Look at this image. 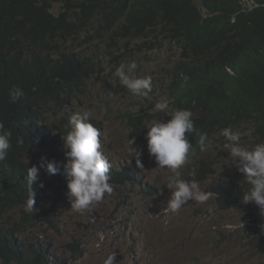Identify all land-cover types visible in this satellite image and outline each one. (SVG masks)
<instances>
[{"label":"clouds","instance_id":"9594fccd","mask_svg":"<svg viewBox=\"0 0 264 264\" xmlns=\"http://www.w3.org/2000/svg\"><path fill=\"white\" fill-rule=\"evenodd\" d=\"M196 2L204 23L209 15L208 7L202 4V0ZM240 3L250 21L255 19L254 10L262 5L257 0H240ZM61 4L63 1L55 4V12L60 10ZM165 36V40L152 37L150 43L145 42L148 47L135 48L128 63L115 67L113 74L124 89H116L115 78L111 74L112 79L105 75L93 83L92 90L99 83L104 87L103 93L115 91L99 107H108L114 96L118 99L128 96L127 103L121 101L119 116L106 114L97 118L86 103L92 90L84 96L89 111L70 115V131L67 134L63 132L56 140L64 141L58 148L64 147L65 155L54 151L52 154L55 156H49V160L45 157L38 165L28 167L25 185L28 199L24 211H36V189L33 185L38 178L61 173L67 178L60 191L65 202L57 210L65 205L74 213H88L90 218H94L93 215H97L94 206L104 200L105 194H111L115 187L110 183V169L112 166H126L141 179L142 185L153 188L154 193L143 191L142 185L137 183L123 185L119 189L115 187L117 207L126 210L133 196L139 194L141 200H146L141 206L146 218L162 227L159 231L143 232L136 242L139 249L153 248L154 254L162 253L166 257V264H181L178 261L180 255L175 258L171 251L166 252L171 242H179L181 250L184 245L191 251L194 256L192 264H250L248 260L251 257L264 259V243L262 249L255 247L264 238V139L255 138L250 129L243 127L244 121L253 116L264 118V93L256 86L245 84L246 96L241 100L236 94L239 68L234 66L228 68L206 92L192 91L183 83L184 74L178 76L177 69L180 65L196 61L186 51V48H196L182 36L170 35L169 27ZM48 42L54 49L43 53H49L55 59L86 47L83 44L64 49L59 36L49 38ZM165 51L169 54L164 63L162 55ZM109 80L114 82L110 89L107 87ZM24 95L19 86L9 91L13 103ZM92 115L100 120V126L91 122ZM12 135L11 130L0 122V162L8 157ZM108 137L125 147L126 163H113L103 153L101 142ZM22 144L23 139L18 138L17 145ZM143 154L148 157V166L156 172V178H145L139 173V167L143 169ZM64 157H67L66 163L61 161ZM232 184L237 188L236 194L230 187ZM43 186L41 182L39 187ZM209 202L208 211L203 213L205 217L194 223L196 227L188 229L182 245L178 239L182 229H177L179 222L174 223L170 220L171 216L181 214L188 204L199 206ZM232 209L239 211L233 218L228 215ZM195 213L202 212L197 210ZM116 219H119V227L127 217L116 216L114 221ZM165 219L167 222H163ZM14 225L20 242L24 235L19 215ZM35 226L27 229L29 239L42 243L38 237L30 236V230ZM249 226H257L259 231L253 232ZM49 227L54 226L49 224ZM159 241L160 245H156ZM236 241L238 251L214 253L209 248L211 242L224 248ZM42 245L50 246L47 243ZM70 247L73 252L74 247L80 249V252H74V257L78 259L83 248L79 244H71ZM46 253L47 264L54 260V256L59 263L70 264V257L60 259L49 250ZM116 255L114 251L107 255L103 264H117L120 256L116 258ZM244 255L247 257L240 258Z\"/></svg>","mask_w":264,"mask_h":264},{"label":"trees","instance_id":"16d2710c","mask_svg":"<svg viewBox=\"0 0 264 264\" xmlns=\"http://www.w3.org/2000/svg\"><path fill=\"white\" fill-rule=\"evenodd\" d=\"M59 1L63 4L55 12ZM257 1L262 5L254 10L255 19L250 21L240 0H202L209 11L202 23L196 0H0V122L13 134L8 157L0 162L1 264H47L48 247L31 242L27 229L36 225L40 215L54 213L64 204L60 191L67 178L61 173L38 178L33 185L36 211L27 213V169L42 158L49 160L50 154L64 144L56 140L70 131V115L89 111L84 96L93 83L105 75L112 79L115 67L128 63L135 48L148 47L152 37L165 40L169 27L170 35L182 36L196 48H186L196 61L177 69L192 91L206 92L234 66L239 68L236 94L241 100L246 96L245 84L264 93V0ZM57 36L64 49L86 47L55 59L43 51L54 49L48 40ZM114 78L116 89H124ZM113 83L107 81V87ZM14 86L25 93L15 103L9 96ZM262 117L253 116L243 123L257 139H264ZM91 122L100 126L93 115ZM18 138L23 139L22 145H17ZM109 175L117 189L130 183L142 185L126 166H112ZM230 187L236 194V186ZM142 189L154 193L147 185ZM18 215L24 235L20 242L14 225ZM49 224L55 226L54 221ZM249 229L259 231L257 226ZM262 243L264 238L255 247L262 249ZM73 250L80 252L76 247ZM48 264L61 263L54 256Z\"/></svg>","mask_w":264,"mask_h":264},{"label":"rangeland","instance_id":"374dc122","mask_svg":"<svg viewBox=\"0 0 264 264\" xmlns=\"http://www.w3.org/2000/svg\"><path fill=\"white\" fill-rule=\"evenodd\" d=\"M169 52L163 53L164 63L167 60ZM102 84L97 83L91 91L86 103L94 111L97 118L106 114L110 116H119L122 109L121 101L127 103L128 96L118 99L114 96L108 107H99L101 102L111 97L115 91H110V94L103 93ZM102 143L103 153L113 163H126L128 156L123 154L124 146L113 139L112 137L104 138ZM55 152L60 155H65L64 147L58 148ZM144 155V154H143ZM50 156H55L52 153ZM148 157L144 155L142 160L143 169L139 167V173L145 178H156V172L148 166ZM66 163L67 157L61 160ZM159 183L158 180H156ZM113 187V186H112ZM116 188L113 187L111 194H105L102 202L94 206L97 212L96 217L90 218L88 213L83 215L74 213L69 206L62 205L55 213L42 214L37 221L34 229L30 230V236L38 237L42 243H47L48 250L54 253L60 259L70 257V264H103V260L113 251L117 253L116 258L120 256L117 264H166V257L162 253L154 254V249H139L136 245L138 238L143 232H155L162 229L158 223L148 220L141 210V206L146 200H141V196L134 195L133 201L126 210L117 207V198L115 197ZM209 203L201 205L188 204L181 210V214L171 216L170 220L178 223L177 229H182L178 235V239L183 245V239L190 228L196 227L194 223L202 221L205 217L204 212L208 211ZM200 211L202 213H195ZM185 212V213H182ZM239 211L236 209L229 210L228 215L236 217ZM227 215V216H228ZM116 216L127 217L126 222H122L119 227L117 223L119 219H114ZM50 221L56 222L54 227H49ZM163 222H167L165 219ZM149 244L151 242H148ZM160 241L156 245H160ZM79 244L83 251L78 259L74 257L70 245ZM147 244V243H146ZM238 242H231L227 247L219 248L218 244L210 243L209 248L214 253L225 251H238ZM164 250V249H160ZM171 251L175 258L179 257L178 261L181 264H192L194 256L190 250H187L179 242H171L167 245L166 252ZM181 252V254H180ZM247 257L244 255L245 258ZM248 262L250 264H264V259L251 257Z\"/></svg>","mask_w":264,"mask_h":264},{"label":"bare ground","instance_id":"6f19581e","mask_svg":"<svg viewBox=\"0 0 264 264\" xmlns=\"http://www.w3.org/2000/svg\"><path fill=\"white\" fill-rule=\"evenodd\" d=\"M27 3V2H26ZM22 4V3H21ZM25 5V4H24ZM24 9V8H23ZM26 26H27V24H26ZM24 45V44H23ZM18 51V50H17ZM4 53V52H3ZM6 54V53H5ZM32 55V54H31ZM23 56V55H22ZM5 59H8V57L7 58H5ZM1 68V67H0ZM1 74V73H0ZM2 76V75H1ZM1 79V78H0ZM12 81V80H11Z\"/></svg>","mask_w":264,"mask_h":264}]
</instances>
